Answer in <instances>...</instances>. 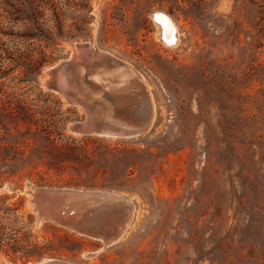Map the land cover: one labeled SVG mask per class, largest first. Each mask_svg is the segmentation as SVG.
Segmentation results:
<instances>
[{"label":"rangeland","instance_id":"rangeland-1","mask_svg":"<svg viewBox=\"0 0 264 264\" xmlns=\"http://www.w3.org/2000/svg\"><path fill=\"white\" fill-rule=\"evenodd\" d=\"M157 12L175 22L172 46L157 37ZM80 43L144 81L143 134L69 129L84 113L49 72ZM35 187L113 191L133 201V218L101 251L36 221ZM46 258L264 264V0H0V264Z\"/></svg>","mask_w":264,"mask_h":264},{"label":"water","instance_id":"water-1","mask_svg":"<svg viewBox=\"0 0 264 264\" xmlns=\"http://www.w3.org/2000/svg\"><path fill=\"white\" fill-rule=\"evenodd\" d=\"M62 62L65 73L72 72L74 76L67 75L66 83L61 84L59 70L53 69L49 72L48 84L83 111L81 120L69 124L74 134L131 138L148 130L153 105L146 84L133 69L124 68L123 62L113 58L101 70H93L84 60L74 62L71 57ZM128 70L131 75L128 81L122 82L120 76ZM92 75L97 76V81ZM105 79L112 85L108 86ZM30 193L29 202L36 221H49L72 233L97 240L101 251L123 237L134 214L132 200L109 190L35 187ZM100 252L94 251L85 257L91 258ZM37 264L72 263L46 258Z\"/></svg>","mask_w":264,"mask_h":264},{"label":"bare ground","instance_id":"bare-ground-1","mask_svg":"<svg viewBox=\"0 0 264 264\" xmlns=\"http://www.w3.org/2000/svg\"><path fill=\"white\" fill-rule=\"evenodd\" d=\"M154 17H155V21L157 24V37H158V39L161 42H163L164 44L172 46L174 43H176L178 41L177 27L175 25V22L166 14L160 13V12H157L154 15ZM71 58L74 62L81 61V60L88 62L90 65H92L93 70H101L102 68H104L108 64V61L112 58L116 60V58L113 57L108 52H104V51H101L100 49L95 48L92 43H80V44H78L77 49L74 51ZM117 61H119V60H117ZM62 63L63 62H60L58 65H56L54 68H52V70L53 69L59 70V79L58 80L61 84H65L66 79H67V75L70 74L72 76L73 73L72 72H70L69 74L65 73V71L62 67ZM124 66H123L124 68L133 69L131 66H129L126 63H124ZM130 75H131V71H129V70L123 72L120 76L121 81L122 82L128 81ZM107 76L108 75L106 74V77ZM91 77L94 81H97L96 75H92ZM108 79H105V81L108 83V86H111L112 83L109 82ZM74 86H75V89L77 91H79L78 85L76 83H74ZM150 100H151V98H150ZM151 103H152V100H151Z\"/></svg>","mask_w":264,"mask_h":264},{"label":"trees","instance_id":"trees-1","mask_svg":"<svg viewBox=\"0 0 264 264\" xmlns=\"http://www.w3.org/2000/svg\"><path fill=\"white\" fill-rule=\"evenodd\" d=\"M13 230V229H12Z\"/></svg>","mask_w":264,"mask_h":264}]
</instances>
